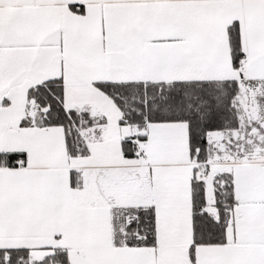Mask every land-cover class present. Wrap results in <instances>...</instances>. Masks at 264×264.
I'll list each match as a JSON object with an SVG mask.
<instances>
[{
    "label": "snow or ice",
    "instance_id": "1",
    "mask_svg": "<svg viewBox=\"0 0 264 264\" xmlns=\"http://www.w3.org/2000/svg\"><path fill=\"white\" fill-rule=\"evenodd\" d=\"M0 264H264V0H0Z\"/></svg>",
    "mask_w": 264,
    "mask_h": 264
}]
</instances>
